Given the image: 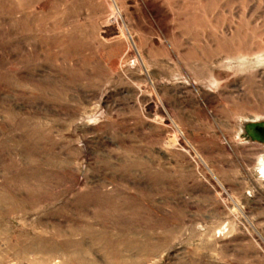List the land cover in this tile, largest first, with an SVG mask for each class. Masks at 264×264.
I'll use <instances>...</instances> for the list:
<instances>
[{"label": "rangeland", "instance_id": "1", "mask_svg": "<svg viewBox=\"0 0 264 264\" xmlns=\"http://www.w3.org/2000/svg\"><path fill=\"white\" fill-rule=\"evenodd\" d=\"M258 125L264 0H0V264H264Z\"/></svg>", "mask_w": 264, "mask_h": 264}, {"label": "flooded vegetation", "instance_id": "2", "mask_svg": "<svg viewBox=\"0 0 264 264\" xmlns=\"http://www.w3.org/2000/svg\"><path fill=\"white\" fill-rule=\"evenodd\" d=\"M253 130L254 131L252 135L264 142V126H260V125L255 126Z\"/></svg>", "mask_w": 264, "mask_h": 264}, {"label": "bare ground", "instance_id": "3", "mask_svg": "<svg viewBox=\"0 0 264 264\" xmlns=\"http://www.w3.org/2000/svg\"><path fill=\"white\" fill-rule=\"evenodd\" d=\"M259 172L261 173V175H263L264 176V166L263 167H261V169L259 170ZM21 248L22 249H25V248H27V246H21ZM28 249H25L24 251H27ZM48 252H50L49 250H48ZM75 262V261H74Z\"/></svg>", "mask_w": 264, "mask_h": 264}]
</instances>
